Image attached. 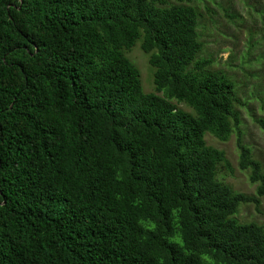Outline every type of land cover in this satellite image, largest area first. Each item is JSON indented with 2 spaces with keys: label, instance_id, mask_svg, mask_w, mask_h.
<instances>
[{
  "label": "trees",
  "instance_id": "trees-1",
  "mask_svg": "<svg viewBox=\"0 0 264 264\" xmlns=\"http://www.w3.org/2000/svg\"><path fill=\"white\" fill-rule=\"evenodd\" d=\"M175 1L0 0V264H264L263 225L234 218L258 200L204 139L238 127L234 83ZM138 41L164 96L124 54Z\"/></svg>",
  "mask_w": 264,
  "mask_h": 264
},
{
  "label": "rangeland",
  "instance_id": "rangeland-1",
  "mask_svg": "<svg viewBox=\"0 0 264 264\" xmlns=\"http://www.w3.org/2000/svg\"><path fill=\"white\" fill-rule=\"evenodd\" d=\"M168 2L176 3L175 0ZM189 4L198 13L197 33L203 45L198 59H211L210 70L230 78L238 98L234 108L240 122L229 138L221 141L209 132L204 136L206 145L222 150L229 162L228 166L218 165L216 177L234 191L258 200L241 203L234 218L264 227V197L255 195L256 184L249 179V168L239 167L237 147L240 138L264 171V0H195ZM140 43L124 50V54L137 67L143 91L164 96L155 90L153 68ZM170 102L192 112L185 103L175 99Z\"/></svg>",
  "mask_w": 264,
  "mask_h": 264
}]
</instances>
